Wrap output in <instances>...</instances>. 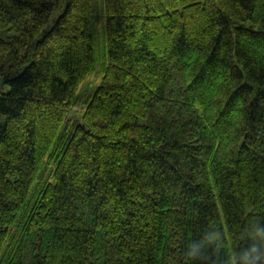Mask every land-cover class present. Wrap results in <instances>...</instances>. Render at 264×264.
Segmentation results:
<instances>
[{
	"label": "trees",
	"instance_id": "obj_1",
	"mask_svg": "<svg viewBox=\"0 0 264 264\" xmlns=\"http://www.w3.org/2000/svg\"><path fill=\"white\" fill-rule=\"evenodd\" d=\"M0 81V264H264V0H0Z\"/></svg>",
	"mask_w": 264,
	"mask_h": 264
},
{
	"label": "rangeland",
	"instance_id": "obj_2",
	"mask_svg": "<svg viewBox=\"0 0 264 264\" xmlns=\"http://www.w3.org/2000/svg\"><path fill=\"white\" fill-rule=\"evenodd\" d=\"M93 78V77H92ZM0 89L4 90V91H8L9 90V85L4 84L0 81ZM82 107V105L78 106V108L80 109Z\"/></svg>",
	"mask_w": 264,
	"mask_h": 264
}]
</instances>
